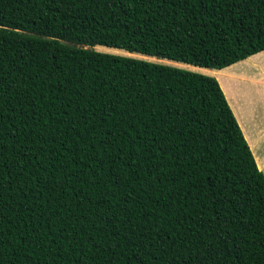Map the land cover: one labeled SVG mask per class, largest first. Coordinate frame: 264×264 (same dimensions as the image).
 <instances>
[{
  "label": "trees",
  "instance_id": "trees-1",
  "mask_svg": "<svg viewBox=\"0 0 264 264\" xmlns=\"http://www.w3.org/2000/svg\"><path fill=\"white\" fill-rule=\"evenodd\" d=\"M262 51L264 0H0V264H264L263 166L192 72Z\"/></svg>",
  "mask_w": 264,
  "mask_h": 264
},
{
  "label": "crops",
  "instance_id": "crops-1",
  "mask_svg": "<svg viewBox=\"0 0 264 264\" xmlns=\"http://www.w3.org/2000/svg\"><path fill=\"white\" fill-rule=\"evenodd\" d=\"M255 56H263L258 60V62L263 64L261 68L264 71V62H260V60L264 58V51L258 54H255L251 57H255ZM241 65L240 64L237 65L236 63L235 65L233 64L221 70H228L229 74L234 73L235 75L240 76L239 74L240 72H242V70L238 71V67ZM221 70H213V71H221ZM254 76H255V79H253L254 81H252V78L250 77L249 74H248V78H246L249 81H251L252 84H247L245 81L244 83H241V81L246 80V79L244 78L241 79L239 77H236L235 78L236 80L233 83V87H231V90L227 89V85L223 86L218 78H215L217 82L219 83V86L225 95V98L241 128V131L250 149L252 147L251 146L252 140L253 141L258 140L257 145H259L260 142H264V128L260 129L261 131L258 134H254L249 124L250 119L248 118V117H251L252 119L254 118L256 119L257 113L260 110H262V108H264V88L261 87V83L256 82L259 78L256 70L254 71ZM249 86L252 87L253 89L246 91V88L244 87L248 88ZM263 118H264V115H263ZM260 120L263 122L261 117H260ZM263 153H264V150L261 148L259 149L258 147V151H256L255 155L253 156L255 159H258V157H261ZM259 170H263V169H259Z\"/></svg>",
  "mask_w": 264,
  "mask_h": 264
},
{
  "label": "rangeland",
  "instance_id": "rangeland-1",
  "mask_svg": "<svg viewBox=\"0 0 264 264\" xmlns=\"http://www.w3.org/2000/svg\"><path fill=\"white\" fill-rule=\"evenodd\" d=\"M96 51H99V52H105V53H111V54H118V55H123V56H127V57H133V58H137V59H143V60H146L148 62H153V63H160V64H164V65H169V66H173V67H177L179 68L178 65H175L177 62H174L173 61H169V62H166V61H157L158 59H155L154 57H149V56H146V57H143V56H139V55H132V54H128V53H123L125 51H122V52H118L116 51L115 49H101V48H94ZM263 57V56H255V57H252L244 62H240V63H237L241 65L238 67V71H241L240 72V76L238 75H235L234 73H231L229 74V71L228 70H224V71H219L218 72H214L212 73L211 71H203V70H198V69H194V70H197V71H200V72H197V71H192L191 69H187V68H182V69H185V70H188V71H192V72H196V73H199V74H204V75H207V76H211V77H215V78H219V80L221 81V83L223 84V86H226L227 85V89L231 90V87H233V83L235 82V78L236 77H239V78H248V74L250 75V77L252 78V81H254L253 79H255V76H254V71L256 70L257 71V74L259 76L258 80L256 82H259L261 83V87L264 88V71L263 69L261 68L263 64L259 63L258 60ZM154 58V59H152ZM172 62V63H170ZM260 62H264V58H262L260 60ZM180 64H183V63H180ZM198 68V67H197ZM261 68V69H260ZM201 69V68H200ZM204 69V68H203ZM260 69V71H259ZM209 70V69H208ZM213 71V70H212ZM203 72V73H201ZM217 73V74H216ZM240 79V81H241ZM244 81L247 83V84H252L251 81H249L248 79L246 80H243L241 81V83H244ZM246 88V91H249V90H252L253 88L252 87H244ZM245 91V93H246ZM256 91V90H255ZM263 115H264V108H262V110H260L258 113H257V116H256V119H252L251 117H248L249 119V124L251 126V130L254 134H258L261 130L260 129H263L264 128V118H263ZM260 117L262 118L263 122L260 120ZM258 144V140L256 141H251V146L254 150V152L256 153V151H258V147L259 149H263L264 150V142H260L259 145ZM257 161L260 162V164L263 166V168H260L258 166V169H263V170H260L262 171V173L264 174V153L261 157H258V159H256ZM255 160V161H256ZM257 164V162H256Z\"/></svg>",
  "mask_w": 264,
  "mask_h": 264
}]
</instances>
